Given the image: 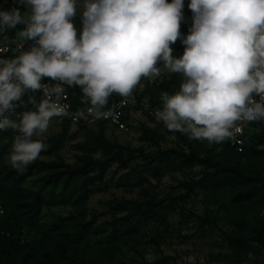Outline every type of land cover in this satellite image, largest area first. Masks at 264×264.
Listing matches in <instances>:
<instances>
[{
	"label": "trees",
	"instance_id": "16d2710c",
	"mask_svg": "<svg viewBox=\"0 0 264 264\" xmlns=\"http://www.w3.org/2000/svg\"><path fill=\"white\" fill-rule=\"evenodd\" d=\"M19 4L20 0H7L0 7L9 10L15 6L25 12L26 7ZM186 10L184 3L183 15ZM190 16V22H181V38L171 45L175 58L182 57L185 51L181 40L190 34L193 13ZM72 22L83 30L82 12H76ZM23 28L19 24L14 29L0 31V35L14 43ZM32 44L26 40L27 51ZM157 67L164 68V62H158ZM43 81L52 85L59 83L49 78ZM184 81V75L177 72H170L162 81L142 77L127 97L137 105L143 102L162 105L161 94H176ZM63 86L76 108L82 111L85 106H91L90 101H84L79 86ZM121 97L113 92L103 107ZM22 101L15 111L6 114L7 119L18 122L20 114L36 110L35 92L28 90ZM54 120L59 122L54 116L49 123ZM127 121L128 130H119L101 119L90 125L60 122L62 129L50 140L49 147L23 171L9 163L17 132L0 130V206L4 209L0 219V264H177L176 258L170 255L153 261L145 259L150 246L160 252L164 236L163 232H157L146 240L144 228L152 225L157 231L161 226L167 227L168 215L181 211L191 197L200 193L209 205L204 215H191L197 218L201 230L216 229L228 242L231 253L223 257V262L264 264L262 259H251V255L264 253V214L261 216L264 211V119L247 121L242 152L235 151L226 140L217 143L190 139L188 134L179 131L170 132L157 118L130 117ZM149 121L152 127L147 126ZM137 124H140L139 140L143 143L138 148L107 135L108 130L131 132ZM71 126L86 133L85 140L75 144L79 153L73 163L60 155L65 143L76 139L77 131L70 135ZM168 135L175 136L176 147L165 144ZM52 155L53 160L41 159ZM196 167L203 169L176 187L182 192H169L163 198L158 194L148 196L150 189L144 184L149 173L160 181L165 173L189 171L192 174ZM122 171L117 186L126 181L129 187H142L145 196L142 200L114 199L109 203L111 219L99 221L100 214L90 211V197L107 190L109 182ZM109 174L112 178L108 179ZM210 205L217 206L216 211ZM55 209L69 211L65 214ZM221 211L225 212L224 217ZM224 218L230 226L227 230L220 225Z\"/></svg>",
	"mask_w": 264,
	"mask_h": 264
},
{
	"label": "clouds",
	"instance_id": "9594fccd",
	"mask_svg": "<svg viewBox=\"0 0 264 264\" xmlns=\"http://www.w3.org/2000/svg\"><path fill=\"white\" fill-rule=\"evenodd\" d=\"M19 5L30 13L0 10V31L22 24L18 35L33 42L19 56L0 59V130L17 132L14 168L23 171L45 150L32 137L65 114L63 85L79 86L89 112L100 115L113 92L128 96L142 77L159 75L160 61L185 77L179 92L161 94L163 110L155 112L170 132L219 143L241 132L238 121L264 119V0H191L193 23L180 58L171 45L181 38L184 0H84L79 36L72 22L77 0ZM44 78L59 83L49 92ZM28 90H43L45 98L18 122L7 119Z\"/></svg>",
	"mask_w": 264,
	"mask_h": 264
},
{
	"label": "rangeland",
	"instance_id": "374dc122",
	"mask_svg": "<svg viewBox=\"0 0 264 264\" xmlns=\"http://www.w3.org/2000/svg\"><path fill=\"white\" fill-rule=\"evenodd\" d=\"M7 0H0V3ZM171 3L170 1H168ZM191 0H184V3L187 6L186 13L183 15L182 23H188L191 20L190 14L192 11L188 7ZM84 0H77V11L83 12L84 10ZM30 13V9L27 10ZM77 29L78 36L82 32V29L74 24ZM18 41H26L22 37H18ZM170 71L167 67L159 69V75H152L145 78H150L151 81H162L164 78L168 77ZM143 83V82H142ZM140 88H143L141 84ZM138 125V126H137ZM131 132L122 133L121 131L117 132L108 130L107 135L110 139H118L121 143H129L132 147L138 148L143 143L139 140L140 137V124H137ZM152 127L153 124L149 121L148 125ZM62 129V124L60 121H52L49 123L47 130L44 133L34 135V140L42 141L47 149L49 147L50 140L60 132ZM77 131L76 126L70 127V135L75 134ZM86 138V133L77 131L76 139L72 140L69 143H65L63 148L60 150V155H62L67 162L73 163L76 160V155L79 153L76 149L75 144L80 141H84ZM168 146L176 147L177 141L175 136L168 135L166 137V143ZM221 149V147L219 148ZM41 159L53 160L55 156H41ZM203 169L202 167H196L192 174L189 171H171L165 173L163 178L158 181L152 176L151 173L147 175L148 182L144 184V187L149 188V197L155 196L158 194L159 198H163L166 193H175L182 192L181 189L176 187L185 179H190L191 176H197V173ZM123 171L120 174L116 175L114 180L109 182V187L104 192H98L93 194L89 200L90 211L100 214L99 221H105L111 219V214L109 211V203L114 199H143L145 195L142 193V187H129L126 184V181H123V184L117 186L118 179ZM112 174H109L107 178H112ZM176 189V190H175ZM209 204L205 196L200 193L198 196H193L189 202L181 207V211L177 213H171L168 215L167 227L161 226L156 231L155 227L152 225L146 226L144 231L147 232L144 238L146 240L151 239L153 235L157 232L164 236V241L160 246V252L155 246H150L146 249L145 259L147 261H153L160 256L170 255L176 258L177 264H225L223 262V257L231 253V248L228 242L224 239L221 232L216 229L213 230H201L199 228V221L197 218L192 217V215L202 216L204 215L205 209ZM210 208L217 209V206L210 205ZM55 212L67 213L69 210L65 209H55ZM192 214V215H191ZM264 214V211L261 213V216ZM190 218H185L184 216H189ZM221 216H225V212H220ZM220 216V217H221ZM223 229H229V224L226 218L221 221L220 224ZM132 254V253H131ZM251 259H262L264 260L263 255H251Z\"/></svg>",
	"mask_w": 264,
	"mask_h": 264
},
{
	"label": "built area",
	"instance_id": "2783aa9c",
	"mask_svg": "<svg viewBox=\"0 0 264 264\" xmlns=\"http://www.w3.org/2000/svg\"><path fill=\"white\" fill-rule=\"evenodd\" d=\"M26 41H16L10 43L4 36L0 35V59H11L19 56L23 52H26ZM42 84L47 85L48 91L51 92L52 88L56 85H52L49 82ZM63 87V93L59 103L66 106L65 114L56 116L60 122H70L73 125L83 124H94L98 120H106L110 125L117 127L119 130H128L127 119L136 117H152L156 118L155 112L157 109L163 110V104L157 106H151L147 102H143L141 105H137L135 100L129 99L127 96H122L120 99L114 100L108 104L107 108L101 107L99 109L100 115L96 112H89V108L92 106H85L82 108H76L70 93L65 86ZM36 105L45 98L44 91H36ZM257 102H260V97L254 94L253 97ZM53 99L55 96L53 95ZM237 126L241 127V132L236 134L234 137L226 139L229 145L237 152H242L244 149V136L247 133L248 122L238 121ZM4 215V209L0 206V219Z\"/></svg>",
	"mask_w": 264,
	"mask_h": 264
},
{
	"label": "water",
	"instance_id": "95a60500",
	"mask_svg": "<svg viewBox=\"0 0 264 264\" xmlns=\"http://www.w3.org/2000/svg\"><path fill=\"white\" fill-rule=\"evenodd\" d=\"M0 10H1V7H0Z\"/></svg>",
	"mask_w": 264,
	"mask_h": 264
}]
</instances>
